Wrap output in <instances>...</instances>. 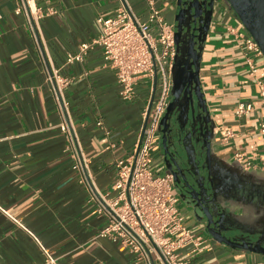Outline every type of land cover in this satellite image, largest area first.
<instances>
[{"label":"crops","instance_id":"obj_1","mask_svg":"<svg viewBox=\"0 0 264 264\" xmlns=\"http://www.w3.org/2000/svg\"><path fill=\"white\" fill-rule=\"evenodd\" d=\"M174 23L177 0H155ZM133 11L147 17V0H128ZM21 0H0V264H145L121 246L99 235L108 224L99 213L100 196H115L117 162L131 157L141 140L144 113L155 83L147 78L135 86L133 100H124L114 70L101 46L82 62L67 64L69 54L92 43L102 32L101 19L112 17L119 0H36L44 17L33 27ZM203 44L200 80L210 114L212 177L209 180L202 143L184 134L175 155L216 218L224 215L226 235L264 247V117L257 81H264V58H253L254 74L242 38V22L226 0H215ZM57 76L66 82L62 98L67 118L85 157L83 171L73 168L64 116L53 89ZM240 102L253 111L238 118ZM101 122V125L98 123ZM228 130L234 137L225 142ZM162 144L153 152V172L166 174ZM255 168L241 175L232 165L236 154ZM92 183H91V182ZM180 197L184 226L207 240L193 256L192 245L178 250L189 264H264V253L218 241L205 229L193 202ZM154 264H162L156 257Z\"/></svg>","mask_w":264,"mask_h":264},{"label":"built area","instance_id":"obj_2","mask_svg":"<svg viewBox=\"0 0 264 264\" xmlns=\"http://www.w3.org/2000/svg\"><path fill=\"white\" fill-rule=\"evenodd\" d=\"M119 1L117 13L101 19V35L92 43L82 44L77 53L69 54L66 59L67 64L82 62L91 48L101 46L105 60L114 70L121 86L120 95L128 101L135 97V86L139 80L147 78L155 83L157 79L155 99L142 141L131 157L117 162V179L113 185L115 196H100L99 213L107 216L108 224L100 230L99 235L120 244L137 261L145 264H154L155 257L162 264H189L180 259L178 250L191 244L190 253L195 256L205 249L207 240L184 226V215L178 207L180 197L173 174L167 172L159 175L152 170L153 152L162 144L163 118L173 100V70L179 54L176 26L165 19L155 0H147L146 19L133 11L128 0ZM16 13L26 14L31 27L44 17L36 8V0H21ZM242 43L251 73L254 74L256 67L253 58H264L263 51L248 31ZM256 83L264 104V81L258 80ZM65 84L57 76L53 92L64 116L62 131L68 136L73 168L81 172L85 167V157L66 117L68 103L61 95V87ZM253 109L251 103L240 102L235 115L242 118ZM147 112L148 109L144 113L145 120ZM259 131L264 136V117L259 122ZM233 137L234 132L228 130L223 140L228 142ZM235 161L244 170L255 168L240 153L236 154ZM261 170L264 174V161ZM54 262L51 254L47 253V263Z\"/></svg>","mask_w":264,"mask_h":264},{"label":"water","instance_id":"obj_3","mask_svg":"<svg viewBox=\"0 0 264 264\" xmlns=\"http://www.w3.org/2000/svg\"><path fill=\"white\" fill-rule=\"evenodd\" d=\"M214 1L215 0H177L179 12L174 17V23L176 26V42L179 54L183 59V64H179L180 56H178L173 70V100L163 118L161 128V142L164 150L165 165L167 171L176 177L177 184L180 182L178 173L181 172V168L175 159V155H178L179 150L183 149L185 139L172 129V118L175 115L178 117L183 116L187 122L197 126L201 133V137L206 133L202 149L209 170V180L213 184L211 148L213 130L200 80V60L203 52V44L212 21ZM226 2L229 4L230 8L234 10L244 28L259 43L264 54V0H226ZM208 3H210L209 8ZM187 5L188 10L185 8ZM187 11L192 13V18L194 20V37L190 42V47L187 46L180 52L181 38L183 36V30L186 27L182 22V18L187 16ZM156 90L157 79L155 80L154 95L148 108L140 142L142 141L147 126ZM232 165L243 176H249L253 172L251 170H244L242 165L237 161H234ZM184 182L191 193L190 195L193 201L197 203L196 207H202L201 211L203 215L200 217V220L204 223L205 229L212 237L218 241L228 243L241 249L264 253V247L260 245L227 236L226 233L231 231V229L224 224L225 216L222 215L216 218L201 193L197 191L193 185L189 184L187 180Z\"/></svg>","mask_w":264,"mask_h":264},{"label":"flooded vegetation","instance_id":"obj_4","mask_svg":"<svg viewBox=\"0 0 264 264\" xmlns=\"http://www.w3.org/2000/svg\"><path fill=\"white\" fill-rule=\"evenodd\" d=\"M209 6H210V3H208V8H209ZM185 8L188 10V5ZM178 12H179V8L177 7V12H176L175 15H177ZM186 13H187V16L182 18V22H183V24L186 27L183 30V36L181 38V47H180L181 49H180V52L182 51L183 48H185L187 46L190 47V42L193 40V37H194V28H195V26L193 24L194 20L192 18V13L190 11H187ZM178 56H180L179 64L181 65V64H183V59L181 58L180 54H178ZM172 129H174V131L176 133H178L179 135H181L182 137L184 136V134H186V135L188 134L189 136H191L192 139H194L196 141H199L202 144L205 141L206 133L203 134V137H201V133L199 132V128L197 126H194L192 123L187 122L185 117H183V116H180V117H178L176 115L173 116V118H172ZM179 166L181 168V172L178 173V176H179L178 178H179V181H180L178 184H177L176 177L174 176L176 187H177L178 190H180L182 196L186 197L187 199H190L193 202L194 206L196 207L197 203L193 201V199H192V197L190 195L191 193L187 189V187L185 186V182L184 181L187 180V182H189V184L193 185V187H195L194 186L195 183L190 181V179H188V175L184 171V169H183V167L181 166L180 163H179ZM196 208L201 210L202 207H196Z\"/></svg>","mask_w":264,"mask_h":264},{"label":"rangeland","instance_id":"obj_5","mask_svg":"<svg viewBox=\"0 0 264 264\" xmlns=\"http://www.w3.org/2000/svg\"><path fill=\"white\" fill-rule=\"evenodd\" d=\"M178 207H179V209L182 211L183 210V207H181L180 205H178ZM201 213H202V211H201Z\"/></svg>","mask_w":264,"mask_h":264}]
</instances>
